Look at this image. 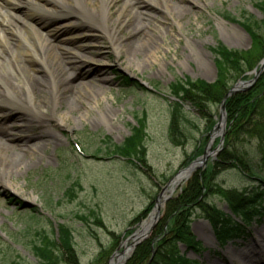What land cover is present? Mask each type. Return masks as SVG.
<instances>
[{"label": "rangeland", "instance_id": "1", "mask_svg": "<svg viewBox=\"0 0 264 264\" xmlns=\"http://www.w3.org/2000/svg\"><path fill=\"white\" fill-rule=\"evenodd\" d=\"M97 1L93 5L95 8ZM132 1L125 7V0H113L108 18L114 21L119 13L125 24L119 26L120 20L116 23L107 21L108 24L97 28L92 41L85 42L100 52L103 62L92 63L82 70L90 76L97 68L107 77L101 83L93 81L85 87V84L79 85L77 94L84 97V103L88 101L93 105L74 103L78 111L69 114V127H56L53 121H48L49 128L59 136L55 144L33 156L23 155V164L19 168L14 157H8L0 167V264H39L32 246L41 244L44 234L55 238L61 224L71 230L82 264L95 261L108 264L112 258L116 263L114 255L125 251L124 246L133 241L132 234L140 228L139 222L149 218L161 188L199 156L183 164L196 147L202 148L203 152L218 120L219 104H210L214 123L206 131V118L200 115L199 109L184 102L183 115L187 122L183 123L189 135L181 145L173 143L168 136V122L175 100V84L186 78L213 84L217 70L211 48L219 43L229 49H250L251 40L240 22L261 23L263 18L262 11L256 6L262 0H154L149 4L143 0ZM25 4L19 8L18 14L22 16L31 11ZM41 18V21L48 20ZM135 25H142L149 32L148 43L157 47L155 55L145 56L147 48L144 44L134 48L138 55L124 51L117 53L113 43L119 39L124 44L128 31ZM231 26L237 27L239 33H234ZM49 30L53 40L64 35L61 28ZM162 30L164 36L159 34ZM0 69L6 71L2 66ZM78 72H72L73 82L78 81ZM251 78L252 75H248L242 80ZM92 91L100 93L95 101ZM75 101L77 103L78 98ZM84 108L85 118L79 119ZM100 111L106 116L105 121L99 117ZM49 113L58 117L54 108ZM138 125L142 127L139 133L142 139L134 144L137 146L141 141L144 144L141 156L146 164L144 167L130 164L129 158H136L133 151L129 157H122L108 146V143L124 142ZM226 132L225 115L221 149L225 147ZM218 142L217 135L210 149L213 150ZM262 142L263 126L243 132L234 141L236 148L256 164L264 179V163L260 162L259 152V147L263 149L264 146ZM216 154L208 158L203 169L197 167L191 175L204 170ZM187 179L167 193L169 197L160 206L159 217L148 235L139 242L154 233L153 229L163 220L165 203L180 192ZM211 183V189L203 190L205 206L201 204L192 209L190 232L193 240L198 242L196 250H188L178 243L177 251L173 253L177 260L168 264H180L178 257L194 260L193 264H243L239 253L245 259L248 251L258 261L261 259L264 242L259 240L258 233L264 232V214L250 221L244 236L220 242L201 210L214 206L228 213L224 190H242L260 182L235 168H228L218 173ZM92 212L100 220L94 219ZM136 245L131 251H125L122 264L132 255ZM228 249L235 255L225 259L222 253ZM260 264H264V256Z\"/></svg>", "mask_w": 264, "mask_h": 264}, {"label": "bare ground", "instance_id": "2", "mask_svg": "<svg viewBox=\"0 0 264 264\" xmlns=\"http://www.w3.org/2000/svg\"><path fill=\"white\" fill-rule=\"evenodd\" d=\"M23 1L24 3L19 0H0V66L6 69H0V158L3 159L0 160V167L8 157H14L17 160L16 167L19 168L26 153L33 156L48 145L55 144L59 136L49 128L48 121H53L56 127L67 128L69 114L78 111L75 104L80 102L85 106L93 105L88 101L84 103V97L77 94L79 85L85 84V87L93 81L101 83L107 77L97 68L91 71L90 76L87 71L82 70L92 63L103 62L100 52L85 42L92 41L97 28L108 24L107 21L116 23L120 20L119 26L125 24L119 18V13L114 21L108 18L113 0H98L96 8L93 6L96 0ZM143 1L145 4L154 3V0ZM132 2L125 0L124 6L127 7ZM25 3L31 7V11L22 16L18 14L19 8ZM42 16L48 19L47 22L41 21ZM51 27L63 29V38L53 40L49 30ZM230 29L239 33L237 27L231 26ZM148 33L142 25H135L128 31L124 44L117 39L113 46L118 54L124 51L126 54L138 55L135 49L144 44L147 48L145 56L155 55L157 47L148 43ZM159 34L164 36L165 31H159ZM76 49L81 53H76ZM75 70H79L77 82H73L72 72ZM92 94V100L95 101L100 93L92 91ZM75 98H78L77 103ZM53 108L58 117L49 113ZM85 113L86 108L78 118H85ZM99 117L104 121L107 119L101 111ZM10 173L11 170L8 171L9 175ZM185 179L182 176L175 178L168 190H173ZM167 193L169 191L163 197ZM161 204L162 199L159 207ZM153 215L155 212L141 223L136 232L137 237L147 232ZM258 235L259 240L264 242V232ZM232 252L228 249L222 253V257L228 259L232 254L235 255ZM251 254L248 251L243 259L239 253L241 262H262L264 252H260V262Z\"/></svg>", "mask_w": 264, "mask_h": 264}, {"label": "trees", "instance_id": "3", "mask_svg": "<svg viewBox=\"0 0 264 264\" xmlns=\"http://www.w3.org/2000/svg\"><path fill=\"white\" fill-rule=\"evenodd\" d=\"M256 6L263 13L261 23H249L248 20L240 22L251 40L250 49H229L218 43L211 48L217 70L213 84L209 85L201 80L189 78L175 84L173 90L175 100L168 122V136L173 143L181 145L189 135L183 123L187 122L183 115L184 102H189L194 108L199 109L200 115L208 121L206 131H209L214 123V114L210 112V104H219L231 85L239 78H246L248 76L246 72L256 67L264 57V0L258 2ZM224 105L227 118L225 147L216 154L204 170L194 172L180 192L165 203L162 222L153 229L154 233L149 239L136 245L125 264L176 262L177 256L173 253H176L178 243L188 250L195 251L198 242L193 240L190 232L192 209L197 205H203L202 200L205 195H203V190L211 189L213 178L225 169L235 168L243 175L258 180L260 184L251 185L242 190H224V199L229 205L228 213L214 206L201 209L208 219L214 237L220 242L242 237L247 234L250 221L264 214V179L260 177L256 164L250 161L244 152L238 150L234 143L243 132L257 130L259 126L264 128V70L249 90L227 98ZM141 128L140 125L134 126L132 134L121 144L110 145L108 143V146L113 147V152L119 156L129 157L131 151L134 152L133 154L136 153V158H129L130 164L135 167L137 164L140 167L146 166L141 158L144 144L142 141L137 146L134 144L142 139L139 135ZM261 145H264V142ZM259 152L260 162L264 163V146L263 149L259 147ZM201 153L202 148L196 147V150L186 157L183 164H187ZM91 216L100 220L95 212H92ZM165 224L166 227H164ZM57 232V236L53 239L44 234L41 236V244L32 246L33 254L37 257L39 264H61L62 262L82 264L75 249L71 230L61 224L58 225ZM178 259L180 264L195 263L194 260L192 263L181 257ZM97 263L98 261H95L91 264Z\"/></svg>", "mask_w": 264, "mask_h": 264}, {"label": "water", "instance_id": "4", "mask_svg": "<svg viewBox=\"0 0 264 264\" xmlns=\"http://www.w3.org/2000/svg\"><path fill=\"white\" fill-rule=\"evenodd\" d=\"M263 69H264V58H262L260 60V62L258 63V66L256 68H254L252 71L247 73L248 75H252L251 79H247V80L239 79L225 92V94L223 95V97L220 101V104H219L218 120L216 121V123L214 124V126L212 128L210 139H209L208 143L206 144V146L204 147L202 154L199 157L195 158L193 161H191L185 168L180 169L175 174V176L170 181H168L164 187L161 188L160 193L158 194V196L155 200L154 208L152 211V213L155 212V215H153V217H152V220L150 222V225L148 227L147 232L145 234H143L142 236L137 237L136 236L137 230H135V232L131 236L133 241L128 246H126V245L124 246L125 251H131L132 248L141 239L145 238L148 235L151 227L154 225V222L159 217L160 200L162 199V203H163L169 197V196L163 197V194L166 191H169V193L172 192V189H170V190H168V189L170 188V186H172L173 180L175 178H178L181 176L187 179L197 167L203 169L205 167V164H206L208 158L213 157L220 150V148H221L220 146H221L222 141H223V131H224V124H225V111H224L225 100L228 97H231L235 94L242 93V92L249 90L252 87V85L255 82L258 75L263 71ZM217 135L219 136V142H218L217 146L213 150H211L210 149L211 148V142L214 139V137H216ZM142 222L139 223V226L141 225ZM125 251H122L119 254L114 255V257L117 258L116 263L113 261V258H112L110 263H108V264H117V263H119L120 260H121L120 264H122L123 260L126 258Z\"/></svg>", "mask_w": 264, "mask_h": 264}]
</instances>
